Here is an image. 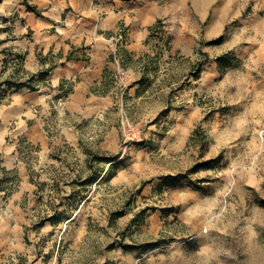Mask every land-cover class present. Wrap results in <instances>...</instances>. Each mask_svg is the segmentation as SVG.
Wrapping results in <instances>:
<instances>
[{
	"label": "rangeland",
	"instance_id": "1",
	"mask_svg": "<svg viewBox=\"0 0 264 264\" xmlns=\"http://www.w3.org/2000/svg\"><path fill=\"white\" fill-rule=\"evenodd\" d=\"M5 5L0 40L20 19ZM184 5L167 17L170 33L157 28L149 94L127 104V92H117L118 102L105 116L82 123L83 147L65 150L66 161L82 168L86 150L119 152L129 163L136 156L129 145L152 142L162 168L188 172L179 189L161 195L141 192V179L117 184V163L93 161L107 172L93 184L85 210L90 233L84 244L64 249L83 250L93 264H101L96 259L107 251L104 264H264V0H182ZM119 29L125 45L127 30ZM113 126L118 151L100 144ZM16 177L17 188L18 172ZM37 204L33 196L30 212ZM156 204L170 208L169 214L146 223L155 209L140 210ZM116 210L123 215L111 220ZM80 227L71 226L69 240ZM17 259L13 264H28Z\"/></svg>",
	"mask_w": 264,
	"mask_h": 264
},
{
	"label": "crops",
	"instance_id": "2",
	"mask_svg": "<svg viewBox=\"0 0 264 264\" xmlns=\"http://www.w3.org/2000/svg\"><path fill=\"white\" fill-rule=\"evenodd\" d=\"M2 3L8 11L20 12V19L1 36L0 80L27 78L54 67L39 89L15 90L0 106V176H4V169L15 170L20 176V184L7 197L0 190V264H13L17 257H24L28 264H93V256L83 250L67 253L64 249L85 243L90 233L85 210L92 202L93 184L107 171L95 168L91 150L85 151L82 168L67 162L70 154L65 150L69 146L83 147L82 123L105 116L116 106L117 92H127V104L140 103L149 94L154 77L150 54L157 46L156 35L170 33L166 23L172 8L176 6L179 11L186 5L181 6L182 0ZM29 5L41 14L30 10ZM162 19L164 25L158 26ZM122 26L127 30V41L114 52L113 35ZM157 28L162 31L157 32ZM122 69L132 77L126 89L119 76ZM63 96L61 109L57 101ZM112 128L100 144L117 150L120 139L115 126ZM152 145H129L128 150L136 154L129 163L117 152L109 162L118 166L112 179L120 185L141 179V192L150 190L161 195L179 189L183 182L170 186L164 184V178L183 172L162 168ZM159 168L163 170L159 172ZM94 174L95 181L91 179ZM33 196L38 203L35 213L29 208ZM163 208L167 206L156 204L146 223L166 217L169 211ZM77 223L80 233L69 240L70 228ZM108 257L107 251L96 261L104 264Z\"/></svg>",
	"mask_w": 264,
	"mask_h": 264
},
{
	"label": "trees",
	"instance_id": "3",
	"mask_svg": "<svg viewBox=\"0 0 264 264\" xmlns=\"http://www.w3.org/2000/svg\"><path fill=\"white\" fill-rule=\"evenodd\" d=\"M4 0H0V4L3 2ZM28 8L30 10L35 11L38 14H41V12L32 5H29ZM219 40H213L210 41V43H215ZM3 42V40H0V44ZM72 56V54H70V57ZM54 67V65H51L49 68L40 71L38 74L33 73L30 74L27 78H21V77H8L5 78L3 80H0V106L3 103V100L6 96V94L10 91H15V90H19L21 88H29L31 90H37L41 87L42 84H45L47 79H48V75L50 73V70ZM116 157V155H106V156H101L98 155L96 153H92V164L93 161H107V162H111L114 158ZM206 162H201L198 163L196 166H199L201 164H204ZM94 165V164H93ZM95 166V165H94ZM1 169V168H0ZM4 176H2L0 178V190L1 191H5L6 196L11 194L15 189H16V185H17V177H16V171L15 170H6L4 169ZM188 177V172L185 173H177L175 175H167L164 178V184L166 185H170V186H176L179 183H182L186 178ZM97 178V176L94 174L92 176V180L95 181ZM10 182H12L13 184L11 185ZM153 208L155 209V207H145L142 208L140 210L139 213L144 214L147 212L148 209ZM163 211H169L170 208H163ZM121 215H123V210H116L111 212L110 214V219L112 220L113 218H118Z\"/></svg>",
	"mask_w": 264,
	"mask_h": 264
},
{
	"label": "built area",
	"instance_id": "4",
	"mask_svg": "<svg viewBox=\"0 0 264 264\" xmlns=\"http://www.w3.org/2000/svg\"><path fill=\"white\" fill-rule=\"evenodd\" d=\"M123 30L119 29L118 32L116 33V35L113 37L114 38V43H115V47H114V52H118L120 50L121 47L124 46V42H125V37L123 35ZM120 79L124 82V83H129L132 81V77L130 75V73L127 70L122 69L120 71ZM64 99L61 98L58 101V105L60 108L64 107Z\"/></svg>",
	"mask_w": 264,
	"mask_h": 264
}]
</instances>
